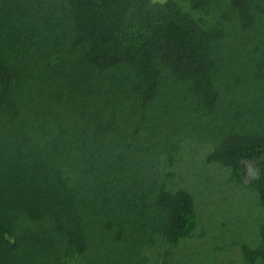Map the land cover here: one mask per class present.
Instances as JSON below:
<instances>
[{"label":"trees","instance_id":"1","mask_svg":"<svg viewBox=\"0 0 264 264\" xmlns=\"http://www.w3.org/2000/svg\"><path fill=\"white\" fill-rule=\"evenodd\" d=\"M193 162L264 264V0H0V264H195Z\"/></svg>","mask_w":264,"mask_h":264},{"label":"rangeland","instance_id":"2","mask_svg":"<svg viewBox=\"0 0 264 264\" xmlns=\"http://www.w3.org/2000/svg\"><path fill=\"white\" fill-rule=\"evenodd\" d=\"M165 1L154 0L159 3ZM189 167L191 171H184L179 180L183 179L182 185L195 196L200 227L197 230V237L186 242L181 248L187 250L184 252L185 255L199 252L200 257L195 258V264L206 257L209 251H215L213 261L217 264H235L238 260L235 243L254 238L249 229L250 226L255 227L250 219L254 216L255 209L249 193L234 185H223V175L214 167H201L199 162H193ZM256 168L257 164L253 162H243L240 172L244 178L250 180ZM237 228L243 229V237L231 242L232 234H239L238 231L232 232ZM210 262L206 261L203 264H211Z\"/></svg>","mask_w":264,"mask_h":264},{"label":"water","instance_id":"3","mask_svg":"<svg viewBox=\"0 0 264 264\" xmlns=\"http://www.w3.org/2000/svg\"><path fill=\"white\" fill-rule=\"evenodd\" d=\"M243 164V162H241V165ZM253 176H255V172H253Z\"/></svg>","mask_w":264,"mask_h":264},{"label":"flooded vegetation","instance_id":"4","mask_svg":"<svg viewBox=\"0 0 264 264\" xmlns=\"http://www.w3.org/2000/svg\"><path fill=\"white\" fill-rule=\"evenodd\" d=\"M246 163V162H245Z\"/></svg>","mask_w":264,"mask_h":264}]
</instances>
